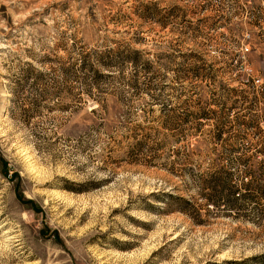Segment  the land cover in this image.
I'll return each mask as SVG.
<instances>
[{"label":"rangeland","instance_id":"obj_1","mask_svg":"<svg viewBox=\"0 0 264 264\" xmlns=\"http://www.w3.org/2000/svg\"><path fill=\"white\" fill-rule=\"evenodd\" d=\"M263 23L0 0V264H264Z\"/></svg>","mask_w":264,"mask_h":264},{"label":"trees","instance_id":"obj_2","mask_svg":"<svg viewBox=\"0 0 264 264\" xmlns=\"http://www.w3.org/2000/svg\"><path fill=\"white\" fill-rule=\"evenodd\" d=\"M213 198H217L216 196H214ZM234 198V196H233V193H230V195H228L226 198H225V200H227V202H228V204H230V207H234V203L235 202H237L238 200L237 199H232ZM213 200V199H212ZM216 200V199H215ZM215 203L217 202V201H214Z\"/></svg>","mask_w":264,"mask_h":264},{"label":"built area","instance_id":"obj_3","mask_svg":"<svg viewBox=\"0 0 264 264\" xmlns=\"http://www.w3.org/2000/svg\"><path fill=\"white\" fill-rule=\"evenodd\" d=\"M262 26H264V23L262 24Z\"/></svg>","mask_w":264,"mask_h":264}]
</instances>
